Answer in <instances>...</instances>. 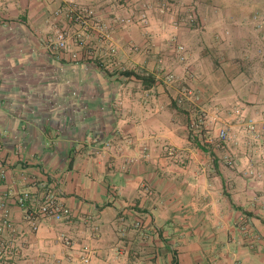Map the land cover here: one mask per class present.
Returning a JSON list of instances; mask_svg holds the SVG:
<instances>
[{
    "label": "crops",
    "instance_id": "0c3cea01",
    "mask_svg": "<svg viewBox=\"0 0 264 264\" xmlns=\"http://www.w3.org/2000/svg\"><path fill=\"white\" fill-rule=\"evenodd\" d=\"M72 1L111 32L115 64L95 31V61L72 41L76 60L49 48L73 26L53 13L66 0H0V201L13 224L0 238L13 264H83L84 244L87 264H264V0H145V29L117 24L113 0ZM194 111L212 131L188 130ZM219 126L226 141L208 143ZM40 184L70 215L31 231L16 197Z\"/></svg>",
    "mask_w": 264,
    "mask_h": 264
},
{
    "label": "built area",
    "instance_id": "2783aa9c",
    "mask_svg": "<svg viewBox=\"0 0 264 264\" xmlns=\"http://www.w3.org/2000/svg\"><path fill=\"white\" fill-rule=\"evenodd\" d=\"M116 7L123 11V13H116L115 21L117 24L129 26L138 25L141 28H147L149 26V9L150 2L145 0H113ZM158 12L161 14H171L175 11L174 6L170 3L163 2L156 7ZM56 17L63 16L64 19L72 24V28L62 27L56 28L53 38L48 43V46L53 51L67 50L70 53V57L73 60L78 59V51L70 48V42L72 41L74 46L80 50H83L87 59L96 60L101 53L98 48L94 45H90L89 31H95L97 33V41L101 48L105 49V56L112 64L117 61L116 56L118 53L117 45L111 35V32L100 22V18L91 6L76 3L72 0H66V4L63 8H58L54 12ZM188 19L192 23H196V16L194 9L190 10ZM177 51L182 52L183 46L176 44ZM180 59L183 56L180 55ZM174 75L171 73L166 74L167 80H172ZM211 121L207 115L203 112L196 111L190 116L188 122V130L192 134H199L202 130L207 132L212 131L210 128ZM250 131H254L253 124L248 125ZM227 139V131L225 127H217L216 132L213 136L209 134L205 140L208 143L213 142H225ZM162 148L167 157L177 156V150L170 144H163ZM142 155L146 156L145 148H142ZM227 163H231V159L227 156ZM41 191L36 194L33 191L27 190L20 193L16 197L17 204L25 210L24 221L28 224L31 231H36L43 219H52L60 221L66 219L70 215L69 208L63 203L56 190L50 186L43 184L41 185ZM38 186V187H40ZM37 205L35 210H28V206ZM4 201H0V233L3 228L7 230H13V224L8 218V210L5 206ZM65 244L69 245L70 240L65 238ZM15 245L11 242L4 243L0 238V264H13L14 254L13 252ZM80 260L83 264H87L90 260V248L87 245H82L80 250Z\"/></svg>",
    "mask_w": 264,
    "mask_h": 264
},
{
    "label": "rangeland",
    "instance_id": "374dc122",
    "mask_svg": "<svg viewBox=\"0 0 264 264\" xmlns=\"http://www.w3.org/2000/svg\"><path fill=\"white\" fill-rule=\"evenodd\" d=\"M172 3H174L175 5H176V7H178V8H180L181 7V2L180 1H185V2H183L182 3V6H185V5H194L195 6V10H196V0H170ZM180 6V7H179ZM185 13V11L184 10H179V9H177V13L179 14V13ZM195 112V111H194ZM193 112V113H194ZM192 113V114H193ZM189 122V121H188Z\"/></svg>",
    "mask_w": 264,
    "mask_h": 264
},
{
    "label": "trees",
    "instance_id": "16d2710c",
    "mask_svg": "<svg viewBox=\"0 0 264 264\" xmlns=\"http://www.w3.org/2000/svg\"><path fill=\"white\" fill-rule=\"evenodd\" d=\"M124 74L126 75H130L131 73L130 72H126V71H123Z\"/></svg>",
    "mask_w": 264,
    "mask_h": 264
}]
</instances>
